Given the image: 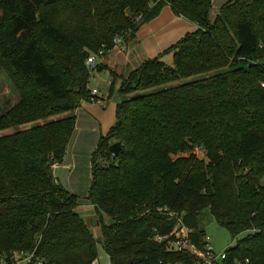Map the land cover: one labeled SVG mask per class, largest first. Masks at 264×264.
<instances>
[{
    "label": "trees",
    "instance_id": "16d2710c",
    "mask_svg": "<svg viewBox=\"0 0 264 264\" xmlns=\"http://www.w3.org/2000/svg\"><path fill=\"white\" fill-rule=\"evenodd\" d=\"M165 7L198 30L127 77L112 73L116 123L92 156L87 197L102 247L111 264H195L168 249L169 214L204 250L207 213L237 241L219 264H264V0H233L213 21L212 0H0V71L20 99L0 117V264H95L98 241L53 169L76 112L95 101L92 74L107 70L89 57Z\"/></svg>",
    "mask_w": 264,
    "mask_h": 264
},
{
    "label": "crops",
    "instance_id": "0c3cea01",
    "mask_svg": "<svg viewBox=\"0 0 264 264\" xmlns=\"http://www.w3.org/2000/svg\"><path fill=\"white\" fill-rule=\"evenodd\" d=\"M231 1L233 0H212L211 20L213 21L219 10ZM197 30L194 24L176 17L170 7H165L156 19L140 27L134 38L123 42L122 46L114 48L107 56L97 60L107 70L92 74L89 90L95 101L82 103L76 112V128L66 156L63 162L55 165L53 169L60 184L78 197L77 212L83 220L85 217H91L92 213L96 215L94 206L87 201L93 181L92 156L101 137L106 136L116 123L119 96L117 94L112 100V88L116 85L119 87L120 80L114 81L112 73L120 78L127 77L145 61L157 58L186 35ZM167 58L172 59V56H166L164 59ZM98 231L101 234V227L97 228Z\"/></svg>",
    "mask_w": 264,
    "mask_h": 264
},
{
    "label": "rangeland",
    "instance_id": "374dc122",
    "mask_svg": "<svg viewBox=\"0 0 264 264\" xmlns=\"http://www.w3.org/2000/svg\"><path fill=\"white\" fill-rule=\"evenodd\" d=\"M164 61L168 64H172V59L167 58L164 59ZM119 87L117 85L113 88V98L116 97L118 94ZM19 95L14 90L11 82L9 81L7 75L0 71V117L1 115L10 107L16 105L19 102ZM195 154L199 159H205V154L202 151L196 150ZM93 215L91 217H85L84 221L88 225L89 229L94 234L95 239L98 241V259L96 260L95 264H110L109 259L103 250L102 247V239L101 234L98 231L97 228L101 227L99 225V217L96 218L95 213H92ZM204 219V227L206 229V236H207V242L218 252H224L228 250L229 248H232L236 245V240H233L230 233L227 229L219 226L217 222L209 215L205 214ZM103 222L106 225H110L112 221L106 217L103 216ZM99 225V226H98ZM241 238V237H239ZM19 259V257H18Z\"/></svg>",
    "mask_w": 264,
    "mask_h": 264
},
{
    "label": "built area",
    "instance_id": "2783aa9c",
    "mask_svg": "<svg viewBox=\"0 0 264 264\" xmlns=\"http://www.w3.org/2000/svg\"><path fill=\"white\" fill-rule=\"evenodd\" d=\"M113 45L115 48L123 45V39L121 37L115 38L113 40ZM100 53V57H102ZM95 56L89 57L87 65L91 68H94L97 64ZM94 102V100L92 101ZM171 218H176L175 229L172 233L174 241L168 244V249L170 251L184 253L195 259V264H219L227 258L226 251L218 253L208 242L204 250L198 249L193 245L189 240V235L191 231L184 225L181 218H178L176 215L170 213ZM162 241V239H159ZM207 241V240H206Z\"/></svg>",
    "mask_w": 264,
    "mask_h": 264
},
{
    "label": "water",
    "instance_id": "95a60500",
    "mask_svg": "<svg viewBox=\"0 0 264 264\" xmlns=\"http://www.w3.org/2000/svg\"><path fill=\"white\" fill-rule=\"evenodd\" d=\"M121 149H122L121 143H114L109 147V151L114 157H117L119 155Z\"/></svg>",
    "mask_w": 264,
    "mask_h": 264
}]
</instances>
